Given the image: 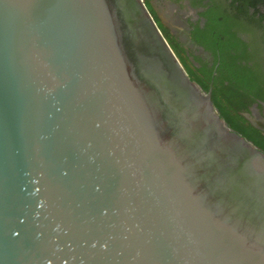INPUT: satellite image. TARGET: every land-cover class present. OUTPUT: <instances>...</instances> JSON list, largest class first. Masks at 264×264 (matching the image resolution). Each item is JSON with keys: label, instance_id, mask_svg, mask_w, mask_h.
<instances>
[{"label": "water", "instance_id": "obj_1", "mask_svg": "<svg viewBox=\"0 0 264 264\" xmlns=\"http://www.w3.org/2000/svg\"><path fill=\"white\" fill-rule=\"evenodd\" d=\"M214 101L143 0H0V264H264V141Z\"/></svg>", "mask_w": 264, "mask_h": 264}, {"label": "flooded vegetation", "instance_id": "obj_2", "mask_svg": "<svg viewBox=\"0 0 264 264\" xmlns=\"http://www.w3.org/2000/svg\"><path fill=\"white\" fill-rule=\"evenodd\" d=\"M250 1L147 0V3L178 47L186 66L199 81L205 83L207 78L210 94L213 83L221 88L220 82L225 84L228 78L233 81L237 77L246 85L248 96L254 100L240 114L250 125L252 122L264 129V3L257 2L251 7ZM159 13L167 19L166 23L160 20ZM173 24H177L175 28Z\"/></svg>", "mask_w": 264, "mask_h": 264}, {"label": "trees", "instance_id": "obj_3", "mask_svg": "<svg viewBox=\"0 0 264 264\" xmlns=\"http://www.w3.org/2000/svg\"><path fill=\"white\" fill-rule=\"evenodd\" d=\"M147 10L149 11L150 15L152 16L155 24L154 14L152 15L153 11L150 9L147 0H143ZM260 2L264 3V0H251L250 5L251 7L254 6L255 3ZM157 25L159 31L161 32L162 36L165 40L169 43V45L176 51V53L180 56V52L178 47L174 42L171 41L169 35L167 33L166 28L163 26ZM181 58V56H180ZM201 82V81H200ZM207 78L201 84L207 89ZM221 88H216L215 83H213L211 87V95L215 100L213 106L221 107L226 112H228L231 116L237 119L240 123H242L246 128H248L252 133H254L257 137L264 141V134L253 126L249 124V122L240 114V112L246 111L248 105L254 100L252 97L248 96L249 91L246 90V85L239 82L238 78L236 77L233 81L232 79H227L226 83L224 84L222 81L220 82ZM246 90V91H245ZM243 95V96H242ZM248 98L246 99L245 97Z\"/></svg>", "mask_w": 264, "mask_h": 264}, {"label": "rangeland", "instance_id": "obj_4", "mask_svg": "<svg viewBox=\"0 0 264 264\" xmlns=\"http://www.w3.org/2000/svg\"><path fill=\"white\" fill-rule=\"evenodd\" d=\"M152 1H153V0H152ZM152 15H153V13H152ZM161 15H162V13H159L160 20H161L163 23H166L167 19H166L165 17L161 16ZM155 21H156L157 25H159V22H157L156 19H155ZM176 25H177V24H173V27H172V28H175ZM160 27H161V26H160Z\"/></svg>", "mask_w": 264, "mask_h": 264}]
</instances>
